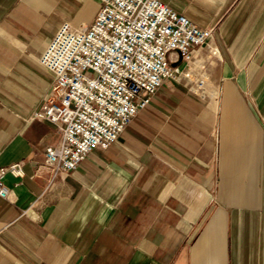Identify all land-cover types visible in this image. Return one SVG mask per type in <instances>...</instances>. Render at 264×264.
<instances>
[{
	"label": "crops",
	"instance_id": "crops-1",
	"mask_svg": "<svg viewBox=\"0 0 264 264\" xmlns=\"http://www.w3.org/2000/svg\"><path fill=\"white\" fill-rule=\"evenodd\" d=\"M212 29L216 99L164 80L108 149L37 176L57 126L33 118L54 88L41 54L98 0H0V264H264V0H162ZM172 64L183 67L179 54Z\"/></svg>",
	"mask_w": 264,
	"mask_h": 264
},
{
	"label": "built area",
	"instance_id": "built-area-1",
	"mask_svg": "<svg viewBox=\"0 0 264 264\" xmlns=\"http://www.w3.org/2000/svg\"><path fill=\"white\" fill-rule=\"evenodd\" d=\"M98 1L88 28L64 21L41 54L54 88L33 118L55 124L62 142L45 150L37 176L71 172L94 148L114 145L166 79L202 98H217L208 67L216 66L220 53L204 52L212 29L198 27L162 0ZM174 52L183 67L172 64ZM8 174L22 177L23 162L0 170V177ZM0 195H7L4 188Z\"/></svg>",
	"mask_w": 264,
	"mask_h": 264
}]
</instances>
